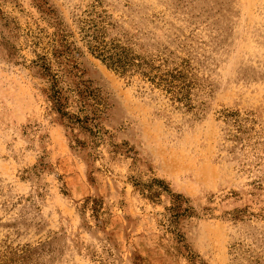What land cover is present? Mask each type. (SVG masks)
<instances>
[{"label":"rangeland","instance_id":"rangeland-1","mask_svg":"<svg viewBox=\"0 0 264 264\" xmlns=\"http://www.w3.org/2000/svg\"><path fill=\"white\" fill-rule=\"evenodd\" d=\"M41 57L95 92L98 138L59 119ZM177 196L194 214L173 227ZM0 264H264V0H0Z\"/></svg>","mask_w":264,"mask_h":264},{"label":"trees","instance_id":"trees-1","mask_svg":"<svg viewBox=\"0 0 264 264\" xmlns=\"http://www.w3.org/2000/svg\"><path fill=\"white\" fill-rule=\"evenodd\" d=\"M41 2L43 3V1ZM45 4L46 3H44V5ZM39 8L42 9V12H48L49 14V9H47V7L41 6ZM62 41L65 43L64 37H62ZM91 42L95 44L92 46L93 54L110 69L122 75L138 74L143 80L150 84L158 88H163V90L170 94L175 100H180L179 95L182 93V89L178 88L177 85H175V81L170 79L171 77L175 78V76H171L169 73L161 74L159 67L157 68L135 56L129 48L123 45L107 43L99 36L92 37ZM62 47L67 50L66 45H62ZM39 61L40 62L34 63L37 73L47 78L49 82V87L45 89L43 93L51 103L52 109L59 115V119L68 124V129L74 131V129L78 127L85 132H90L95 138H98V135L93 134L95 132L90 128V124L93 123L92 120L95 121L98 119V112L101 111L100 106L102 105L95 92L82 83L77 84L76 90L65 89L62 82L63 78L52 73V69L48 65L46 58L41 57ZM71 94H73V96ZM72 98H76V102L79 104L77 113L69 111V104ZM88 108L94 110L95 118L86 115L82 116ZM229 117L237 124L238 130H241L242 126L239 115L232 114L229 115ZM93 128L96 129L95 124ZM186 203L187 201H183L180 196L172 197L173 206L169 210L171 215L169 222L173 227L179 224L180 219L194 214L193 208L186 206ZM175 234L181 239L179 231H175Z\"/></svg>","mask_w":264,"mask_h":264}]
</instances>
